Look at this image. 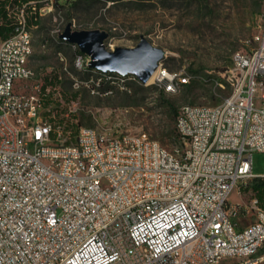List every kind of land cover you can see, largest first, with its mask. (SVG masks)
Wrapping results in <instances>:
<instances>
[{
	"label": "built area",
	"instance_id": "2783aa9c",
	"mask_svg": "<svg viewBox=\"0 0 264 264\" xmlns=\"http://www.w3.org/2000/svg\"><path fill=\"white\" fill-rule=\"evenodd\" d=\"M58 1L31 0L33 18ZM252 39L232 55L226 98L177 110L173 149L85 125L71 143L50 142L40 86L24 87L35 72L21 8L0 40V264H264V209L251 197L253 219L237 228L228 201L264 177L252 172V153L264 152V26ZM87 61L76 52L78 68ZM190 77L159 62L153 81L174 93Z\"/></svg>",
	"mask_w": 264,
	"mask_h": 264
},
{
	"label": "rangeland",
	"instance_id": "374dc122",
	"mask_svg": "<svg viewBox=\"0 0 264 264\" xmlns=\"http://www.w3.org/2000/svg\"><path fill=\"white\" fill-rule=\"evenodd\" d=\"M43 4L38 2L36 8ZM21 8L32 33L28 65L35 72L24 87L32 90L51 77L40 89L39 109L42 122L50 127V142L71 143L77 128L85 125L112 135L144 133L173 149L180 144L177 110L226 98L231 91L226 70L233 69V53L249 50L253 35L264 26V0H64L36 20L30 5L18 1L8 8V17L16 20ZM67 23L72 30H105L107 49L135 46L143 36L164 50L162 67L185 72L190 80L174 93L132 76L98 85L104 79H98L95 69L75 65L77 46L58 37ZM252 172L264 175V152L252 153ZM250 181L228 195L238 206L236 224L253 219L252 191L244 188Z\"/></svg>",
	"mask_w": 264,
	"mask_h": 264
},
{
	"label": "water",
	"instance_id": "95a60500",
	"mask_svg": "<svg viewBox=\"0 0 264 264\" xmlns=\"http://www.w3.org/2000/svg\"><path fill=\"white\" fill-rule=\"evenodd\" d=\"M61 40L76 45L79 52L88 57L87 66L98 71L131 74L139 82L146 83L156 71L164 55V50L152 45L140 36L135 46H115L107 49L104 40L108 37L105 30H72L67 23L58 36Z\"/></svg>",
	"mask_w": 264,
	"mask_h": 264
},
{
	"label": "trees",
	"instance_id": "16d2710c",
	"mask_svg": "<svg viewBox=\"0 0 264 264\" xmlns=\"http://www.w3.org/2000/svg\"><path fill=\"white\" fill-rule=\"evenodd\" d=\"M18 1L25 2L30 5L31 0H0V38L3 39L7 37L13 30L16 20H12L8 17V8L11 4H14ZM61 40V39H60ZM78 52V48L76 49ZM88 70H92L89 67H86ZM56 75H54L55 77ZM50 78L44 77V81L40 86L41 90H44L46 85L51 83ZM109 81L99 80L98 85H105ZM244 188H248L252 191L253 197L256 198L257 203L264 209V177H254L250 181V185L245 184Z\"/></svg>",
	"mask_w": 264,
	"mask_h": 264
},
{
	"label": "bare ground",
	"instance_id": "6f19581e",
	"mask_svg": "<svg viewBox=\"0 0 264 264\" xmlns=\"http://www.w3.org/2000/svg\"><path fill=\"white\" fill-rule=\"evenodd\" d=\"M155 74H156V71H154V72L152 73V75H151L150 78L148 79V82H151V81L154 79Z\"/></svg>",
	"mask_w": 264,
	"mask_h": 264
},
{
	"label": "crops",
	"instance_id": "0c3cea01",
	"mask_svg": "<svg viewBox=\"0 0 264 264\" xmlns=\"http://www.w3.org/2000/svg\"><path fill=\"white\" fill-rule=\"evenodd\" d=\"M248 223H249V222H247L246 224H248ZM246 224H243V223L236 224V227H237V228H241V227L245 226Z\"/></svg>",
	"mask_w": 264,
	"mask_h": 264
}]
</instances>
